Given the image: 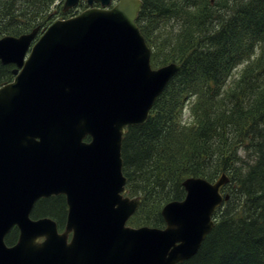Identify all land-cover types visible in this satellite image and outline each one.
<instances>
[{
	"label": "water",
	"instance_id": "1",
	"mask_svg": "<svg viewBox=\"0 0 264 264\" xmlns=\"http://www.w3.org/2000/svg\"><path fill=\"white\" fill-rule=\"evenodd\" d=\"M142 5L120 0L57 20L28 56L35 33L0 38V61L16 65L0 87V264H178L213 229L229 199L225 171L213 182L186 178L185 197L162 208L165 227L127 224L142 197L124 195L126 128L148 120L181 67L153 68L136 22ZM60 194L62 232L54 219L30 216L40 198ZM15 226L18 240L8 245Z\"/></svg>",
	"mask_w": 264,
	"mask_h": 264
},
{
	"label": "trees",
	"instance_id": "2",
	"mask_svg": "<svg viewBox=\"0 0 264 264\" xmlns=\"http://www.w3.org/2000/svg\"><path fill=\"white\" fill-rule=\"evenodd\" d=\"M53 1L38 0L46 11ZM144 3L139 24L153 66L182 65L149 119L124 135L127 192L142 197L129 223L164 226L161 209L184 198L187 177L215 181L225 171L229 199L199 251L178 264H264V0ZM29 6L0 0V37L28 31ZM157 55L163 59L156 62ZM13 67L0 63V86L12 80ZM66 214L62 195L41 198L31 213L52 216L61 227ZM16 236L13 230L6 240Z\"/></svg>",
	"mask_w": 264,
	"mask_h": 264
},
{
	"label": "flooded vegetation",
	"instance_id": "3",
	"mask_svg": "<svg viewBox=\"0 0 264 264\" xmlns=\"http://www.w3.org/2000/svg\"><path fill=\"white\" fill-rule=\"evenodd\" d=\"M88 1L89 0H79L77 5L74 8L69 9L68 11H65L64 8H61L60 10L57 9V15H56L55 19L65 18V17H67L66 16L67 13H69L71 15H74V14L84 10L85 8H88L89 7ZM115 1H117V0H115ZM29 4H30L29 10H30L31 18H34V17L38 18V15L42 14L41 4L37 0H29ZM60 4L63 6V3L59 2L57 7H59ZM93 5L94 6H100V4L97 3V2H94ZM42 9L44 11L45 10V6H42ZM36 27H38V29L40 31V27H44V26H41V24L39 22H37V26Z\"/></svg>",
	"mask_w": 264,
	"mask_h": 264
},
{
	"label": "rangeland",
	"instance_id": "4",
	"mask_svg": "<svg viewBox=\"0 0 264 264\" xmlns=\"http://www.w3.org/2000/svg\"><path fill=\"white\" fill-rule=\"evenodd\" d=\"M59 2H60V0H56L55 3H59ZM55 3L52 4V5H50V7L48 8V11H49L50 9H52L53 7L56 6ZM155 58H156V59H155L156 62H157V60H158V61H161V60L163 59L160 55H157V57H155ZM159 63H162V62H159ZM164 63H167V62H164ZM189 118H190V116H184V119L189 120ZM241 156L244 157V151H241Z\"/></svg>",
	"mask_w": 264,
	"mask_h": 264
}]
</instances>
